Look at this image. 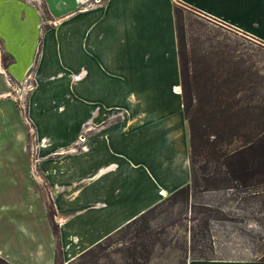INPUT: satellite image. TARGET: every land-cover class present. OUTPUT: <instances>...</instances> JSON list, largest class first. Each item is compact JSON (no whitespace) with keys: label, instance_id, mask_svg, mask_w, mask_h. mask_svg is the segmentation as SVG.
<instances>
[{"label":"crops","instance_id":"crops-1","mask_svg":"<svg viewBox=\"0 0 264 264\" xmlns=\"http://www.w3.org/2000/svg\"><path fill=\"white\" fill-rule=\"evenodd\" d=\"M175 1L264 43V0H0V72L28 52L35 83L23 117L0 100L7 263H69L189 182Z\"/></svg>","mask_w":264,"mask_h":264},{"label":"trees","instance_id":"trees-1","mask_svg":"<svg viewBox=\"0 0 264 264\" xmlns=\"http://www.w3.org/2000/svg\"><path fill=\"white\" fill-rule=\"evenodd\" d=\"M173 15L189 182L77 258L95 259L110 243L152 234L150 222L178 206L190 209L195 221L189 246L184 241L175 249L179 264L264 263V43L178 1ZM47 211L58 242L51 203ZM233 233L250 240L247 253L229 247ZM140 247L126 251L128 264L150 263L153 246L141 241ZM0 264L9 263L0 258Z\"/></svg>","mask_w":264,"mask_h":264},{"label":"rangeland","instance_id":"rangeland-1","mask_svg":"<svg viewBox=\"0 0 264 264\" xmlns=\"http://www.w3.org/2000/svg\"><path fill=\"white\" fill-rule=\"evenodd\" d=\"M38 18V16L36 17ZM39 19V18H38ZM37 19V20H38ZM31 31V30H30ZM10 37V36H9ZM12 39V37H10ZM39 49V47H38ZM1 57V56H0ZM20 58L10 64L7 70L0 72V78L5 82V90L0 93V100H5L13 103L19 112L21 113V117L24 116L25 106L27 97L29 92H25L24 88L27 83H24V77L26 74L29 76L32 75L33 66H29L26 68V64L29 61L28 52L21 54ZM0 63H4L2 57L0 59ZM9 60V59H8ZM7 63V62H6ZM5 64V63H4ZM13 79L17 80L14 81ZM29 83L34 87V79L33 75L31 76V80ZM21 121L24 122L22 118ZM39 124L40 128H43L42 121L40 120ZM25 128L27 129L29 144L34 145V134L33 129L30 124L25 123ZM43 130V129H42ZM35 150L32 149L29 153V172L32 176L33 181L36 184L37 192L46 197L47 188L43 181L42 173L38 165L40 163V159L37 157ZM38 160L37 162H35ZM31 164V168H30ZM6 170L0 168V176H3ZM36 179H39L36 180ZM166 196L162 197L163 200ZM160 200V201H161ZM47 205L49 201L47 200ZM170 213V214H169ZM195 225V221H193V214L190 212V209L179 208L176 206L175 208H171V210L166 215L158 216L150 222V227L152 228V234H144L140 238L135 237V235H129L127 239H124V242H117L103 248L95 259H84L82 261L78 260L79 258L74 259L69 263H64L60 257H57L56 264H128L131 261L128 253L126 251L135 244L137 246V251H139L141 241L144 244H148L152 247V256L149 264H179L178 263V254L180 252L175 250L176 247H180L182 243L185 241L186 245L189 246V236L190 229ZM160 233V234H153ZM213 245L217 246V238H213ZM103 241V240H102ZM101 241V242H102ZM170 243V247H163L161 245L166 246ZM250 240L248 238L239 239L235 233L232 234V240L229 244V247L233 246L237 250H243L246 248L245 246L250 245ZM105 245V244H104ZM174 248V250H173ZM246 250V249H245ZM245 253V254H246ZM128 262V263H127ZM139 264H142L143 261L138 259ZM132 264V262H131ZM186 264H257L256 262H248V261H204V260H188ZM264 264V263H258Z\"/></svg>","mask_w":264,"mask_h":264},{"label":"built area","instance_id":"built-area-1","mask_svg":"<svg viewBox=\"0 0 264 264\" xmlns=\"http://www.w3.org/2000/svg\"><path fill=\"white\" fill-rule=\"evenodd\" d=\"M33 1V0H32ZM34 1H36V2H38V0H34ZM36 4H38V3H36ZM31 76L32 75H28V74H26V76L24 77V80H23V82L24 83H27V85H26V87L24 88V91L27 93V92H30L34 87H32V84L31 83H29V81L31 80ZM38 160H36L35 162H37Z\"/></svg>","mask_w":264,"mask_h":264}]
</instances>
